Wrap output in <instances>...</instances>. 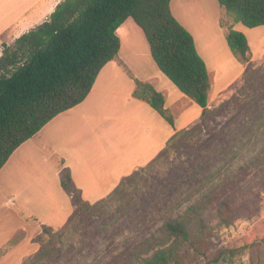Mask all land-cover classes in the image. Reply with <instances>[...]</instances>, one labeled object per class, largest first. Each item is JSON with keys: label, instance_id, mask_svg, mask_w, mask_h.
<instances>
[{"label": "rangeland", "instance_id": "1", "mask_svg": "<svg viewBox=\"0 0 264 264\" xmlns=\"http://www.w3.org/2000/svg\"><path fill=\"white\" fill-rule=\"evenodd\" d=\"M190 1L194 2L190 8L193 19L200 26L204 18L208 20L203 30L197 27L200 33L196 35L197 39L201 35L198 42L203 41L209 57L217 61H207L202 55L214 89L217 84L226 86L218 99L210 97L208 107L219 109L217 115L209 118L202 131L170 146L166 156L138 169L133 179L123 185V191L112 198L108 195L89 202L87 215L74 217L62 236H41L37 230L42 232L43 225H50L54 232L60 230L77 210L71 197L64 203L44 199L33 206L17 203L0 207V260L10 253L5 260L10 258L16 263L22 258L21 264H142L137 255L166 238V222L185 219L196 230L198 217H202L212 229L210 258L222 248L248 247L234 259L216 264H264V42L262 46L256 42L264 36V27L250 28L242 23L234 26L246 34L252 49L246 70L232 53L226 37L219 35L215 19L218 22L221 16L226 32L233 23L224 11L221 14L219 1ZM216 66L222 67L220 82L213 77ZM171 94L166 107L180 123L181 110L172 104L178 94H183ZM200 119L201 116L184 129ZM244 190L259 195L256 210L237 215L230 226L221 224L217 214L221 202ZM30 237L36 238L26 242ZM51 239L53 249L61 251L58 260L29 261L34 253L23 260L35 243L39 249L40 240Z\"/></svg>", "mask_w": 264, "mask_h": 264}, {"label": "trees", "instance_id": "2", "mask_svg": "<svg viewBox=\"0 0 264 264\" xmlns=\"http://www.w3.org/2000/svg\"><path fill=\"white\" fill-rule=\"evenodd\" d=\"M218 1L233 21L226 32L228 45L247 70L252 49L246 34L234 26L237 23L250 28L264 26V0ZM128 18L143 30L159 69L202 108L200 122L177 131L150 163L166 156L173 144L202 131L209 118L217 115L219 109L208 107L212 89L208 66L199 54L191 32L172 13L171 0H63L47 20L21 35L13 44L6 43L2 47L0 170L21 144L57 115L85 100L101 69L118 58L121 42L117 29ZM135 81V95L147 101L174 126L175 118L166 107L164 94L151 83ZM226 103L228 101L223 107ZM137 173L138 170L126 176L109 198L123 191V185ZM61 185L71 194L76 213L57 232L43 225L41 236H62L72 219L87 215V209L91 207L73 183L69 167L62 171ZM259 200V195L249 190L239 191L231 199L223 200L217 211L220 223L232 225L237 215L256 210ZM197 225L193 230L185 219L169 220L164 225L166 238L139 253L138 259L142 264H216L234 259L248 248H222L210 258L213 249L211 226L202 217H198ZM39 242V249L29 261L39 263L60 258L61 251L53 249L52 239Z\"/></svg>", "mask_w": 264, "mask_h": 264}, {"label": "crops", "instance_id": "3", "mask_svg": "<svg viewBox=\"0 0 264 264\" xmlns=\"http://www.w3.org/2000/svg\"><path fill=\"white\" fill-rule=\"evenodd\" d=\"M61 1L0 0L1 46L13 44L21 35L43 23ZM194 1L200 3L201 0ZM193 5L190 0H171L172 13L193 35L199 54L205 60L208 58L217 63L205 51L203 41L198 42L201 35L197 39L196 34L200 33L197 28L200 25L190 11ZM202 22L200 27L203 30L209 24L205 18ZM215 23L219 24L220 37H226L221 16L218 22L215 19ZM117 34L121 42L118 58L101 69L85 100L49 121L36 135L21 144L2 167L0 207L17 203L33 206L44 199L47 202L68 201L72 196L66 194L67 190L61 185L65 167L70 168L73 183L82 196L88 195L86 199L83 197L86 201H100L126 176L154 160L177 131L188 128L200 118L202 108L157 69L159 67L152 58L147 38L135 21L128 18L117 29ZM256 42L262 46L264 36ZM2 54L0 48V57ZM221 69L216 66L212 72L219 82L223 73ZM209 74L212 77L211 72ZM135 80L151 83L161 91L166 105L169 93L181 92L184 96L178 94V100L172 104L180 108L181 122L178 123L177 116L173 115L175 124L171 125L147 101L137 97ZM225 88L217 84L214 89L212 83L210 97L214 95V99H218ZM30 176L33 178L29 179ZM37 233L41 232L37 230ZM34 238H27L26 242ZM37 250L35 243L33 251L27 253L23 260ZM4 255L6 259L10 253ZM5 259L0 260V264L22 262V258L16 263H12L10 258L8 261Z\"/></svg>", "mask_w": 264, "mask_h": 264}, {"label": "built area", "instance_id": "4", "mask_svg": "<svg viewBox=\"0 0 264 264\" xmlns=\"http://www.w3.org/2000/svg\"><path fill=\"white\" fill-rule=\"evenodd\" d=\"M0 48H1V45H0Z\"/></svg>", "mask_w": 264, "mask_h": 264}]
</instances>
